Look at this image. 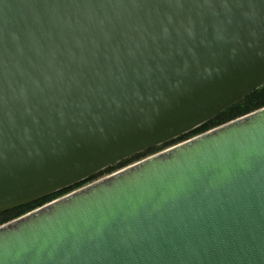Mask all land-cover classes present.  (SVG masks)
Masks as SVG:
<instances>
[{
  "label": "water",
  "instance_id": "1",
  "mask_svg": "<svg viewBox=\"0 0 264 264\" xmlns=\"http://www.w3.org/2000/svg\"><path fill=\"white\" fill-rule=\"evenodd\" d=\"M262 86L264 0H0V213ZM0 264H264V107L1 225Z\"/></svg>",
  "mask_w": 264,
  "mask_h": 264
},
{
  "label": "trees",
  "instance_id": "2",
  "mask_svg": "<svg viewBox=\"0 0 264 264\" xmlns=\"http://www.w3.org/2000/svg\"><path fill=\"white\" fill-rule=\"evenodd\" d=\"M264 107V86L261 88L255 90L252 92L249 96H247L245 99L240 101L239 103L235 104L234 106L230 107L229 109L222 112L217 117L213 118L212 120L208 121L207 123L199 126L198 128L192 130L191 132H188L186 134H183L173 140H170L164 144H161L159 146H156L154 148L142 151L138 154H135L129 158H126L116 164H113L104 170H101L97 174L90 176L89 178L73 185L68 188L59 190L53 194H50L49 196H46L42 199L36 200L34 202L22 205L20 207L14 208L12 210H9L7 212L0 213V226L8 223L14 219H17L39 207H42L43 205L77 189L80 188L90 182H93L105 175L111 174L123 167H126L136 161H139L145 157H148L152 154H155L159 151H162L166 149L167 147H170L172 145H175L177 143L183 142L185 140H188L196 135H199L201 133H204L208 130H211L213 128H216L218 126H221L225 123H228L232 120H235L239 117H242L244 115H247L249 113H252L256 110H259Z\"/></svg>",
  "mask_w": 264,
  "mask_h": 264
}]
</instances>
